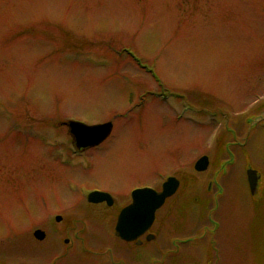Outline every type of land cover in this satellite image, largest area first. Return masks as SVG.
<instances>
[{"label": "rangeland", "instance_id": "1", "mask_svg": "<svg viewBox=\"0 0 264 264\" xmlns=\"http://www.w3.org/2000/svg\"><path fill=\"white\" fill-rule=\"evenodd\" d=\"M70 118L113 130L73 155ZM170 174L191 210L180 235L196 231L182 264H264V0H0V258H16L3 250L18 239L25 263L46 261L58 239L36 257L32 229L60 210L84 216L90 246L113 242L112 216L80 191L122 204Z\"/></svg>", "mask_w": 264, "mask_h": 264}, {"label": "flooded vegetation", "instance_id": "2", "mask_svg": "<svg viewBox=\"0 0 264 264\" xmlns=\"http://www.w3.org/2000/svg\"><path fill=\"white\" fill-rule=\"evenodd\" d=\"M108 120L93 123H101ZM65 122L67 121H62V124L66 126ZM113 123L114 122L112 121L111 130L106 138L109 137L113 130ZM67 133L70 140L68 150L71 151L73 155L89 153L92 150H95V148L101 150V146L106 139L105 138L103 141L95 145H85L80 146L78 149H74L73 139L68 131V128ZM53 158L55 160H58L56 159L58 158V156H54ZM165 178H163L159 185L156 186L145 184L135 186L134 188L142 186H153L156 190H159ZM177 179L179 180L177 189L171 195L167 196L164 199L163 203L155 210L153 221L149 225V227L144 232L137 235L134 239L125 240L115 232L117 216L120 210L125 205L131 202L132 190L129 193L128 200H125L122 204H118L115 195L111 191L96 186L84 192L80 191L81 194L78 195L77 198H79L80 201H83L87 206L93 208V211H96L95 213L100 214V216H108L107 218L112 216V235L114 236L113 242L108 243L102 240L99 243H96L95 247L90 246L87 242V237H89L88 235L92 233H88V224L84 216L80 214H73L70 217H66L61 214L62 210H60L55 213L51 212V215L49 214L52 222H54L53 226L48 227L45 222H39L42 224H38L32 229V239L34 243L32 252L36 257H38L39 255V247L45 242L47 243L49 236H56L58 239L57 246L50 250L46 261L40 262L38 260H34L33 263H25L28 261V256L24 253V251L28 250L26 248L28 244L23 245L22 240L18 241L17 239L16 246H9L8 248H4L3 250L7 251L10 248L15 247V251L18 252L16 258L13 260L0 258V264H82L81 259L86 251L90 252L91 254L99 255L100 257L102 256V258L104 259H101V262L95 259V261H98L99 264H123L121 256L122 249L128 251L130 264H182V261H184L183 259H185L186 256L182 243L190 240V238H186L189 235H193V239H196V231L191 232L190 234H187L183 237H181L180 235V233H182L181 230L184 226L186 218L185 215L191 210L186 208L185 198L183 199L181 197V192L178 191L181 181L180 178L177 177ZM91 190H101L106 192L108 199L89 201L87 199V195ZM165 226L170 227L168 229V239H166L165 241V243L168 244L166 246H164L165 243H161L160 241L162 237L160 233ZM37 228L43 231L41 238L34 235V230ZM175 230H180L179 233H177L179 235L173 234V231ZM95 239H97V237H95ZM148 245H150V247L155 246L156 252L154 255H144L139 253V250L141 248H145ZM191 256L192 255H190L189 257Z\"/></svg>", "mask_w": 264, "mask_h": 264}, {"label": "water", "instance_id": "3", "mask_svg": "<svg viewBox=\"0 0 264 264\" xmlns=\"http://www.w3.org/2000/svg\"><path fill=\"white\" fill-rule=\"evenodd\" d=\"M259 118H256V121ZM253 123L254 121L251 120ZM73 139L76 149L80 146L95 145L101 142L110 132L112 122L110 120L87 124L79 120H68L65 122ZM209 158L206 154L201 155L194 162L195 170L207 168ZM248 184L251 192L257 188L259 174L256 169L248 168L246 171ZM179 180L174 175H168L156 190L150 186L136 187L131 191V202L125 205L119 212L115 224V232L125 240L134 239L144 232L152 223L155 210L163 203L164 199L171 195L178 187ZM89 201L108 199L107 193L101 190H92L88 193ZM43 231L39 228L34 230V235L41 238Z\"/></svg>", "mask_w": 264, "mask_h": 264}]
</instances>
